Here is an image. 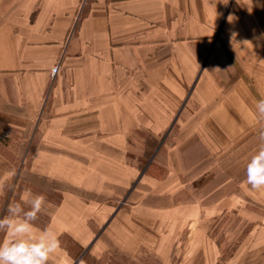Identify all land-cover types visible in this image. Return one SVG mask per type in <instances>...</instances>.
Wrapping results in <instances>:
<instances>
[{"label":"crops","instance_id":"1","mask_svg":"<svg viewBox=\"0 0 264 264\" xmlns=\"http://www.w3.org/2000/svg\"><path fill=\"white\" fill-rule=\"evenodd\" d=\"M260 99L264 0H0V135L32 148L30 176L64 188L59 203L45 198L39 215L49 220L33 222L60 242L48 264H87L111 245L161 264H264V231L227 255L211 236L234 198L264 208V188L246 178L219 200L215 170L264 125ZM136 133L165 134L154 153L164 177L152 183L163 206L117 209L144 176L127 157ZM262 144L226 169L224 183ZM12 174L0 154V200Z\"/></svg>","mask_w":264,"mask_h":264},{"label":"rangeland","instance_id":"2","mask_svg":"<svg viewBox=\"0 0 264 264\" xmlns=\"http://www.w3.org/2000/svg\"><path fill=\"white\" fill-rule=\"evenodd\" d=\"M261 131H264V125L261 129L257 131L245 144L236 149L233 153L229 154L225 159H223L216 167V172L219 174L218 185H221V190L219 192L218 199L221 201L229 200L226 197L232 193H240V188L243 179L246 178V171L243 172L236 180L224 183L225 171L229 168L234 161L240 159L245 154H247L254 147L259 146L264 141L260 138ZM0 154L6 156L12 163L13 174L10 180L2 183V190L4 196L0 200V211L2 216H6V209L9 205L20 203L25 211L29 210V201L34 195H43L46 199L50 200L52 203H59L62 199L63 186L59 183L52 181H45L37 179L35 176H30V161L31 154L33 153L32 148L28 145L25 149L23 144H21V139L16 134L0 135ZM165 134L152 136L146 133H136L133 135V141L131 148L128 150L129 160L139 163V173L142 174L144 171V176L141 177V182H137L134 185L133 196L123 197L117 199L113 205L118 208H128L132 205H151V206H163L162 201L164 198L157 196L152 193L153 191V180L160 181L164 177V166H159L154 164L155 158L154 153L157 151L160 143L162 142ZM135 138V139H134ZM135 143L137 145H135ZM154 146V149H153ZM163 148V147H162ZM160 152V151H159ZM254 152V151H253ZM201 155H206L205 150L201 151ZM163 157V154L159 156ZM209 158V157H208ZM153 166V167H152ZM158 167V168H157ZM146 169V170H145ZM197 173H205L208 169L207 167H196ZM24 174V178L22 175ZM216 174V173H215ZM28 175L27 177H25ZM149 180V183H144L143 181ZM39 182H36L38 181ZM201 183V181H200ZM30 195H33L30 197ZM26 197H30L26 199ZM94 200L99 203L100 198L89 197V195L84 199V201ZM215 200V198H214ZM231 200V198H230ZM232 203L234 208L230 211H225L217 215L214 220L213 228L211 231V236L214 240L218 241L223 247V252L225 255L227 253L233 252L239 244L252 232L261 233L264 231V208L249 200H245L242 197H237L233 199ZM224 205H227L226 202ZM47 215L41 216L38 214L37 223H46L48 221ZM106 226L103 228L105 229ZM103 229H98L95 235L103 232ZM258 229V230H255ZM95 240L93 241V246ZM71 244L69 245V247ZM70 249V248H69ZM71 250V249H70ZM72 251V250H71ZM85 252L79 247H75L74 254L76 258L79 259ZM223 253V254H224ZM225 257V256H224ZM87 264H161L159 257L150 251L143 250L139 256H128L121 252V250L115 245H111L109 250L103 254L99 260L90 256L86 258Z\"/></svg>","mask_w":264,"mask_h":264},{"label":"clouds","instance_id":"3","mask_svg":"<svg viewBox=\"0 0 264 264\" xmlns=\"http://www.w3.org/2000/svg\"><path fill=\"white\" fill-rule=\"evenodd\" d=\"M258 118L264 119V99L256 105ZM260 138L264 141V131ZM246 185L252 190L264 188V144L254 154L246 166ZM25 211L20 203L11 204L7 215L0 217V264H48L50 257L60 247L58 238L50 231L37 234L34 221L45 205L43 195L34 196Z\"/></svg>","mask_w":264,"mask_h":264},{"label":"built area","instance_id":"4","mask_svg":"<svg viewBox=\"0 0 264 264\" xmlns=\"http://www.w3.org/2000/svg\"><path fill=\"white\" fill-rule=\"evenodd\" d=\"M59 70H60V66H56V67H54V68L52 69V71H51V77H52L53 79L57 76Z\"/></svg>","mask_w":264,"mask_h":264}]
</instances>
